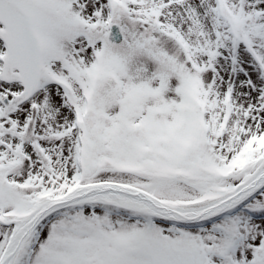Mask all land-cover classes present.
Instances as JSON below:
<instances>
[{
  "label": "snow or ice",
  "instance_id": "obj_1",
  "mask_svg": "<svg viewBox=\"0 0 264 264\" xmlns=\"http://www.w3.org/2000/svg\"><path fill=\"white\" fill-rule=\"evenodd\" d=\"M0 264H264V0H0Z\"/></svg>",
  "mask_w": 264,
  "mask_h": 264
}]
</instances>
